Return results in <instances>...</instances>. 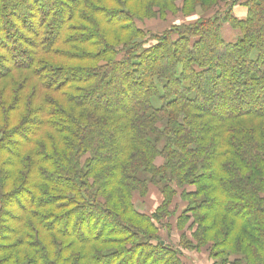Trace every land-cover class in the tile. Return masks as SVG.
Returning <instances> with one entry per match:
<instances>
[{"label": "trees", "instance_id": "1", "mask_svg": "<svg viewBox=\"0 0 264 264\" xmlns=\"http://www.w3.org/2000/svg\"><path fill=\"white\" fill-rule=\"evenodd\" d=\"M171 216L264 264V0H0V264H182Z\"/></svg>", "mask_w": 264, "mask_h": 264}, {"label": "crops", "instance_id": "2", "mask_svg": "<svg viewBox=\"0 0 264 264\" xmlns=\"http://www.w3.org/2000/svg\"><path fill=\"white\" fill-rule=\"evenodd\" d=\"M245 15H246V9L244 7L238 5L232 7V16L234 18L243 19ZM197 17L198 16H191L189 18H184V19L181 18L180 22H193L194 20L197 19ZM221 32L226 39L228 40L233 39L234 36L233 32L227 23L222 26ZM159 202L160 200L157 194L151 193L145 202H140V205L144 208L140 211L146 210L147 206L154 209L159 204ZM168 221H169V225L165 224L164 227L161 226V228L159 229V236L166 244H169L171 247L178 248L181 250L182 264H211V260L209 259L208 255L205 254L204 252L185 249L182 247L180 242L181 234L185 233L186 236H188V238L190 237L188 235L189 233L187 232V227H184L181 230H177L175 227V216L174 217L171 216ZM171 221H173V227L171 226Z\"/></svg>", "mask_w": 264, "mask_h": 264}, {"label": "rangeland", "instance_id": "3", "mask_svg": "<svg viewBox=\"0 0 264 264\" xmlns=\"http://www.w3.org/2000/svg\"><path fill=\"white\" fill-rule=\"evenodd\" d=\"M225 9V8H224ZM222 10V13H226V10ZM221 13V14H222ZM175 15V14H174ZM200 15H204V13H203V11H201L200 9H199V7L198 6H196V10H195V12H194V14L193 15H191V16H200ZM201 16V17H202ZM181 18L182 19H184L182 16H181V14L180 13H178L175 17H169L168 18V20L166 21L167 22V24H164V23H162V22H160L158 19H151V20H148L146 23H144V25H142L141 27L142 28H144V29H146V30H149V31H151L152 33H156V32H160L161 30H163L164 28H166V27H168V26H170L171 24H177V23H179L180 22V20H181ZM195 21V20H194ZM165 22V23H166ZM180 24H183V23H180ZM185 24H190V22H186ZM224 25V24H223ZM221 31H222V27H221ZM134 202H135V204H136V206H137V209L139 208V210H142V209H144L141 205H140V202H144L143 200H141L137 195H134ZM177 204H178V206H180L181 205V203H180V200L178 199V201H177ZM140 205V206H139ZM184 205V204H183ZM179 209H180V207H179ZM171 226L173 227V221H171ZM162 227H164L163 225H162ZM172 230H174V229H172ZM191 230L192 229H188V231L187 232H191ZM189 235V234H188ZM194 247L195 248H192L191 250H196V251H202V252H204L205 254H207L208 255V257H209V253H210V251H211V245L210 244H207V245H205V246H203V247H196L195 246V242H194ZM173 249H175L176 251H178V252H180L181 253V250L180 249H178V248H173ZM210 259V258H209ZM211 260V259H210ZM212 263V262H211Z\"/></svg>", "mask_w": 264, "mask_h": 264}]
</instances>
